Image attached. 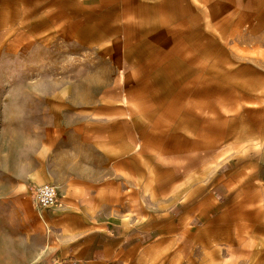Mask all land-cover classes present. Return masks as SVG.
Listing matches in <instances>:
<instances>
[{
	"label": "crops",
	"instance_id": "0c3cea01",
	"mask_svg": "<svg viewBox=\"0 0 264 264\" xmlns=\"http://www.w3.org/2000/svg\"><path fill=\"white\" fill-rule=\"evenodd\" d=\"M102 3L113 10H144V79H234L239 85L234 94L244 95L245 89L264 94V0H42L38 5L102 10ZM29 7L37 8V1ZM244 62L261 70L249 87L239 65ZM180 91L163 83V89L146 94L144 120L126 114L131 106L118 113L111 105L84 109L89 111L74 124L79 128L76 153L61 157L62 176L46 172L51 176L32 179L54 184L58 201L40 210L41 248L29 264H164L166 258L173 263L179 261L181 234L194 246L253 244L264 254V142L259 129L246 135L241 127L233 141L218 143L198 130L202 119L196 113L190 119L162 118L159 112L178 109ZM204 94L209 102L205 98L204 107L196 104L193 110L213 111V90ZM207 117L202 124L212 126ZM155 125L171 126L174 142L189 143V152L174 149L172 169H165L170 158L164 149L145 150L149 135L134 130ZM157 137L159 143L163 136ZM186 158L200 161L182 166ZM214 160H219L215 166ZM4 237L0 254L6 248ZM12 246L16 250L14 242Z\"/></svg>",
	"mask_w": 264,
	"mask_h": 264
},
{
	"label": "rangeland",
	"instance_id": "374dc122",
	"mask_svg": "<svg viewBox=\"0 0 264 264\" xmlns=\"http://www.w3.org/2000/svg\"><path fill=\"white\" fill-rule=\"evenodd\" d=\"M30 1L32 5L37 1V8H30ZM38 2L42 0H0V236L4 233L6 243L0 264H29L34 251L41 248L42 207L34 198L40 183L32 179L50 177L46 172L62 176L61 157L76 153L79 128L74 124L89 111L85 108L111 105L118 113V108L131 106L126 114L144 120L146 94L170 84L180 87V104L175 111L159 112L162 118L185 115L190 119L196 113L202 119L198 130L214 142L233 141L241 127L246 135L258 128L264 142L263 93L248 94L245 89L244 95L234 94L239 87L234 79H174L169 83L144 79V10H113L103 3L102 10H45ZM239 65L247 78L245 87L251 85V77L261 70L264 73L263 67L259 70L250 62ZM236 66H229L230 74ZM204 90H213V111L193 110L196 104L203 108L205 98L209 102ZM176 96H168L164 103ZM206 117L212 126L202 124ZM134 130L149 135L145 150L164 149L170 158L165 159L166 170L172 169L174 149L189 152V143L174 142L171 126ZM158 135L165 141L160 137L158 143ZM199 161L181 160L186 167ZM261 161L264 164V158ZM28 170L34 175L30 177ZM176 250L179 261L171 263L166 258L164 264H264V254L253 244L211 249L194 246L188 235L181 234Z\"/></svg>",
	"mask_w": 264,
	"mask_h": 264
},
{
	"label": "built area",
	"instance_id": "2783aa9c",
	"mask_svg": "<svg viewBox=\"0 0 264 264\" xmlns=\"http://www.w3.org/2000/svg\"><path fill=\"white\" fill-rule=\"evenodd\" d=\"M34 198L42 208H50L58 201L57 187L49 182H44L35 187Z\"/></svg>",
	"mask_w": 264,
	"mask_h": 264
}]
</instances>
